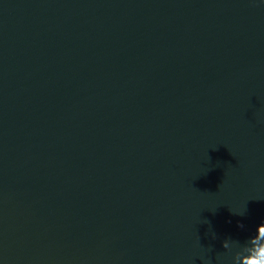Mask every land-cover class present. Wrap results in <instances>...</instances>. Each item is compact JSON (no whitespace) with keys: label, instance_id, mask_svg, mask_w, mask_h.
<instances>
[{"label":"water","instance_id":"95a60500","mask_svg":"<svg viewBox=\"0 0 264 264\" xmlns=\"http://www.w3.org/2000/svg\"><path fill=\"white\" fill-rule=\"evenodd\" d=\"M262 221L264 0H0V264H232Z\"/></svg>","mask_w":264,"mask_h":264},{"label":"clouds","instance_id":"9594fccd","mask_svg":"<svg viewBox=\"0 0 264 264\" xmlns=\"http://www.w3.org/2000/svg\"><path fill=\"white\" fill-rule=\"evenodd\" d=\"M245 213L233 212L240 216ZM238 226L244 228L243 223H239ZM213 238H215V233H213ZM223 248L232 253V264H264V221L257 226L255 235L243 242L231 238L226 239L223 241Z\"/></svg>","mask_w":264,"mask_h":264}]
</instances>
